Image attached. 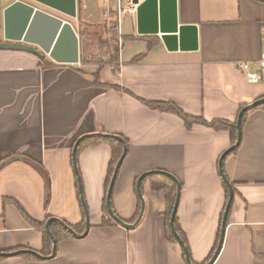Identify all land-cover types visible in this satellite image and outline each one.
Here are the masks:
<instances>
[{
	"label": "crops",
	"instance_id": "1",
	"mask_svg": "<svg viewBox=\"0 0 264 264\" xmlns=\"http://www.w3.org/2000/svg\"><path fill=\"white\" fill-rule=\"evenodd\" d=\"M14 1L0 0V43H7L3 15ZM20 1L68 22L80 56L77 65L57 64L34 44L25 45L31 52L0 49V254L31 250L43 257L6 256L0 264H186L183 249L167 239L165 193L148 179L140 185L139 223L128 230L115 221L101 226L111 161L106 144L84 147L76 157L87 234L56 243L52 258L43 253L33 223L82 224L71 153L81 136L95 133L127 143L112 189L115 216L136 221L135 185L143 173L174 176L175 216L190 262L206 264L227 203L218 164L234 145L230 133L197 124L188 129L177 115L147 104L233 123L241 108L263 99L264 72L255 62L264 51V0H139L135 12L128 11L129 0H108L106 14L101 0H75V18ZM82 49L95 52L87 65ZM109 57L110 63H97ZM242 63L251 64L259 83L246 80ZM240 140L222 162L233 199L213 264H264V109L248 111ZM30 162L49 177L47 203L45 178Z\"/></svg>",
	"mask_w": 264,
	"mask_h": 264
},
{
	"label": "water",
	"instance_id": "2",
	"mask_svg": "<svg viewBox=\"0 0 264 264\" xmlns=\"http://www.w3.org/2000/svg\"><path fill=\"white\" fill-rule=\"evenodd\" d=\"M31 1L41 7H46L57 14H62L70 18H75L76 17V1L75 0H28ZM152 0H145L142 4H147L148 2H151ZM131 3L133 5H138L139 10L142 8V4H139V0H131ZM3 24H4V32H3V38L7 43H0V49H8V50H22L26 52H31L30 48H28L25 45H31L34 44L38 47V49L44 53L45 55L47 54L51 60H53L57 64H72V65H77L79 63V39L76 37L71 25L63 21L62 19L60 20L59 18L47 13L43 12L37 8H34L32 5H28L20 0L14 1L13 4H11L7 9L4 11L3 15ZM264 105V98L256 100L247 106H244L241 108L240 112L237 115V119L235 122L236 125V142L234 143L233 146H231L227 151H225L220 159H219V164L218 168L221 174V178L225 184V186L228 189V197H227V203L224 208L223 214H222V221H221V226H220V237L219 241L216 246V250L213 254V256L210 258L206 264H213V262L216 260L217 256L219 255L221 251V245L223 242L224 238V229L227 221V214L229 211V208L232 204V199H233V188L229 184L227 178L224 175V172L222 171V162L224 158L226 157L227 154L233 152L240 144L241 140V120L243 116L248 113V111L255 109L257 107L263 106ZM95 137H106V138H114L118 140L119 142H122L121 138L117 135H103V134H92V135H83L78 139L74 147L72 149L71 153V160H72V165H73V170H74V175H76L77 178V185H78V191L80 195V204L83 207L84 211V216H85V229L82 232L81 235H78L74 232L72 228H70L68 225H66L64 222H61L60 220L56 218H51L47 220L46 225H45V230L50 238L51 241V255L49 258H52L55 256V250H56V241L51 235L50 227L53 222H56L62 226V228L66 231H68L73 237H76L77 239H82L88 232L89 230V221H88V210L87 206L85 205L84 197H83V191L81 190V179L80 175L78 174V169H77V160H76V154L78 151V147L81 141L84 139L88 138H95ZM127 152V147L124 146L123 152L119 158V161L117 162L114 170H113V175L111 177V180L109 182V185L107 187V193H106V200H105V205L107 207V212L109 217L111 218L112 221H115L117 224H119L121 227L124 229L128 230L133 227H135L139 223V219L141 218V214L143 212V206L144 204L142 203V194H141V189L140 185L142 183V180L146 178L149 175H164L166 177H169L172 179V181L175 182L176 188H177V193L176 197L174 200V207L170 215V233L172 234L173 238L177 241L181 249L184 251L185 255V261L186 264H192L190 262V257H189V251L185 247L182 239L180 238L179 234L175 231L174 228V221H175V215L177 212L178 208V200H179V194H180V188H179V183L177 182L176 178L174 176H171L168 173L162 172V171H157V172H145L140 176L135 185V189L137 190L138 198L140 200L141 204V209L140 213L134 223H125L122 220H119L117 216L113 213L110 205V198L112 196V189L113 185L115 183V180L117 178V172L118 169L120 168L124 157ZM21 254H29L34 257L38 258H43L40 253H36L31 250H21L20 252H15V253H6V254H0V257H6V256H15V255H21Z\"/></svg>",
	"mask_w": 264,
	"mask_h": 264
},
{
	"label": "trees",
	"instance_id": "3",
	"mask_svg": "<svg viewBox=\"0 0 264 264\" xmlns=\"http://www.w3.org/2000/svg\"><path fill=\"white\" fill-rule=\"evenodd\" d=\"M83 55L81 56V63L83 65H87L89 64V60L85 55V52L83 51ZM113 59V58H112ZM95 60H92L91 62L93 63ZM111 62V57L108 58V60H99L97 61V63L101 66L102 64H108ZM45 65V64H44ZM47 66V65H45ZM94 81L95 83L97 82L98 78L97 76L94 77ZM150 108L154 109V110H159L161 112H166V113H173L175 115H177L182 121L184 126H186V128L190 129L192 127L193 124H197V125H205L208 126L210 128H212L214 131H218V130H226L230 133V137L232 140V143L234 144L236 142V125L235 122L233 123H229L223 120H217V121H213L210 123L205 122L203 119L200 118H195L189 115L184 114L182 111H180L175 105L173 104H167V103H157L156 105H150L147 104ZM260 109H264V105L257 107ZM247 113L243 116L242 120H241V124L243 123L244 119L246 118ZM120 137V136H119ZM122 142H119L118 140L114 139V138H106V137H95V138H88V139H84L83 141L80 142L79 147H78V151L76 154V157L78 155V153L80 152V150L84 147H88V146H95V145H99V144H106L110 147L111 150V161L110 164L108 166V170H107V179H106V185H105V190L107 193V187L109 185V182L111 180L112 177V173L113 170L117 164V162L119 161V158L123 152V148L124 146L127 147V143L125 141V139H123L122 137H120ZM235 151V150H234ZM231 152L228 155H231L234 153ZM31 164V162H30ZM33 167H36V169H38L40 171V173L44 176L45 178V192H46V199H45V203L48 202L49 197H50V192H49V177L42 171V167L38 164V163H32L31 164ZM150 180L151 181V188L155 191L158 190H162L165 193V201H166V211L164 214V219L166 220V234H167V239L171 242V243H176L177 241L173 238L172 234L170 233V215L171 212L173 210L174 207V200L176 197V193H177V188H176V184L174 181H172V179H170L169 177H166L164 175H149L146 178H144L143 180ZM223 187H225V191H226V200H227V196H228V190L227 187L225 186V184L223 183ZM80 198V196H79ZM105 200H106V195L104 197L103 200V217L101 219L102 223L101 226L102 227H111L114 224V221L111 220V218L108 215L107 212V207L105 205ZM110 205H111V209L114 213L113 210V205H112V196L110 198ZM82 208V206H81ZM224 211V210H223ZM223 214V213H222ZM84 213L82 216V224L79 227H73L71 225H68L70 228H72L74 230V232L76 234H81L85 228V221H84ZM175 221H174V228L175 231L177 232V234H179L180 238L182 239L185 247L187 246V241L185 239V237L183 236V234L180 232V228L178 225V219L175 216ZM33 225L35 227H38L42 233V238H43V253L45 255H50V251H51V241L50 238L45 230V225H40L39 223H33ZM221 226V224H220ZM50 231H51V235L52 237L55 239L56 243L60 242V241H64L67 239H73L75 237H73L68 231L64 230L62 228V226H60V224L53 222L51 224L50 227ZM220 235V234H219ZM216 246L214 247L213 252L211 253V255L209 256L208 260H210V258L213 256L215 250H216ZM23 257L27 258V259H32L35 260V258L31 255L25 254L22 255ZM207 260V261H208Z\"/></svg>",
	"mask_w": 264,
	"mask_h": 264
},
{
	"label": "built area",
	"instance_id": "4",
	"mask_svg": "<svg viewBox=\"0 0 264 264\" xmlns=\"http://www.w3.org/2000/svg\"><path fill=\"white\" fill-rule=\"evenodd\" d=\"M101 1H102L104 14H106L109 9L108 0H101ZM128 5H129L128 6L129 12H135L138 6V5H133L131 3V0H129ZM263 32H264V27H263ZM255 65H257L260 72H264V51L262 52L259 59L255 62ZM238 67H239V70L244 74L246 80L250 84H257L260 82L261 78L259 74L252 69V66L250 63H242V64H239Z\"/></svg>",
	"mask_w": 264,
	"mask_h": 264
},
{
	"label": "rangeland",
	"instance_id": "5",
	"mask_svg": "<svg viewBox=\"0 0 264 264\" xmlns=\"http://www.w3.org/2000/svg\"><path fill=\"white\" fill-rule=\"evenodd\" d=\"M75 23H76V22H75ZM94 53H95V52H94V51L92 52V50L90 49L89 51L86 52L85 55H86V57L89 59V58H91V56H94ZM89 55H90V56H89Z\"/></svg>",
	"mask_w": 264,
	"mask_h": 264
}]
</instances>
